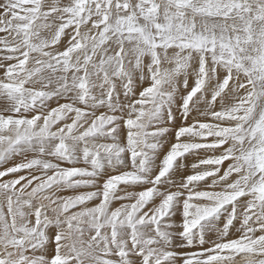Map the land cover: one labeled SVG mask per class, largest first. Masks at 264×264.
Wrapping results in <instances>:
<instances>
[{
    "label": "snow or ice",
    "instance_id": "obj_1",
    "mask_svg": "<svg viewBox=\"0 0 264 264\" xmlns=\"http://www.w3.org/2000/svg\"><path fill=\"white\" fill-rule=\"evenodd\" d=\"M0 264H264V0H0Z\"/></svg>",
    "mask_w": 264,
    "mask_h": 264
}]
</instances>
